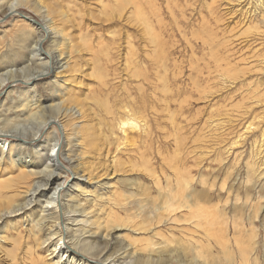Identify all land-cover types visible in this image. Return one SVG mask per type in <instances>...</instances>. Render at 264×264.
Here are the masks:
<instances>
[{
    "label": "rangeland",
    "instance_id": "1",
    "mask_svg": "<svg viewBox=\"0 0 264 264\" xmlns=\"http://www.w3.org/2000/svg\"><path fill=\"white\" fill-rule=\"evenodd\" d=\"M8 1L10 0L0 1V81L3 79L9 81L7 85L0 86V117L5 122L3 127L0 126L4 132L3 134L1 133L3 136L0 134V143H3V141L6 140L3 144H0V152L4 153V160L0 163V184L2 186L0 187V191L5 188L4 185L9 186L0 192V201L5 199L8 203L3 202V204L5 205L6 203L8 209L9 206H12L14 203L20 204L21 202L22 204L24 202V189H30L31 185L28 184H30L33 178L31 177L30 179H27L23 177V172H26L28 169H25L21 162L29 161V164H33L34 167H44L42 165V157L40 158L35 154L33 146L39 144L49 149L58 139L60 154L58 155V158L64 165L62 173H65V175H62L60 178L61 182H64L63 190L61 189V206L62 210H64L62 219L64 222L66 219H70L68 223L70 226L73 225V228L75 229H77V227H82L81 223H75L73 219L77 218L80 220L83 216L66 213L67 211L80 209V211H83V215L88 218V221L95 223V227L87 225L84 229L89 230V234L92 231L94 233L96 232L97 236L99 235L98 237L96 236L97 241L99 239V242L101 243V240L103 239L101 236L109 233L111 236V244L107 248H104V245L99 243L98 247L100 248V252L102 249L101 254L107 256L110 261L114 262V264L128 263V258L133 253L134 255L136 253L142 254L143 257H145L142 259L144 263L147 261L146 257L148 255L151 256L150 260H152L149 262L148 259V264H264V162L262 161L264 158H262V155L259 158H256L255 156L257 153L261 152V149L264 153V136L261 135V131L264 129V59H262L264 58V44H262L264 42V26L256 23L257 20L252 16L253 13L251 11L254 9L252 8V5L255 6L254 0H252L254 4L251 0H238V4L235 2L236 5L233 3V0H211V2L210 0H179L181 7L176 10L177 12L174 11L175 15L171 12H166L168 10L165 11L163 9L165 8L163 0L155 1V5L158 7L155 8L156 11L147 8V12H149L147 13V16L150 19L148 20L151 25L153 24L152 26L155 25L154 31L158 33L163 42V55L167 60H165L162 66L158 63L159 67L154 69L156 65L151 60L153 48L148 45L145 47L147 49H143L144 53H148V59L145 57V61L141 63L144 67L141 65L139 68L145 70L149 80L153 83H155L154 76L156 70H158L160 74H167L169 80L167 86L171 93L168 99L163 101V108L166 109L169 107L168 111H171L170 113L175 118H173L174 120L172 122L167 121V113L164 110L160 115V129H157L153 112L152 114L150 112L147 113L146 118L149 121L148 124H150V132L152 135L150 134L148 140L146 139V144L141 143V137L142 139L145 138L143 137L144 134L141 130L135 131L136 135L134 131L129 132L126 130L125 136L127 137V142H123L125 137H122L124 135H122V132L118 129L117 123L120 119H125L126 115H123L122 113L110 115L105 110V108H107L111 112H120L118 107L122 102L125 104L126 100H128V95L136 104H134L135 108L138 106L140 93L137 95L138 89H136L135 86L139 85L141 82L130 78L126 71V64L123 58L126 56L128 47L122 42L124 41V37L129 35L130 43H132L131 47L137 52V54H142V50L138 49L139 37L137 27L131 25L125 26V23L122 22L123 20L119 19L111 20L112 24L111 21H105L102 11L104 7L107 6L108 0H38L47 8L49 16L51 20H53V24L58 22V24L56 23L53 26L59 28L60 26H66L65 29L63 28L66 40L59 48L57 46L58 51L54 52L56 54L51 55L52 65H49L50 74L34 82L36 85H32L31 82L26 84L25 80L27 79L24 78L43 71L41 68L45 69V62L39 59L28 62V57L23 58L24 52L22 53V51L17 53L16 50H18V48L14 46L12 42L14 38L22 33L23 30H28V33L25 32L30 38H28V42L26 43L28 46L30 41L32 42L35 38H38L39 32L37 31L39 27L32 23L30 25L29 23H25L24 20L14 14L7 16L5 12H7L6 8L9 3ZM222 1L228 5L226 6ZM185 3L188 9L185 8ZM194 3L196 5H194ZM247 5L249 7H247ZM224 6L226 7L224 8ZM159 7H162L161 10H159ZM226 8L229 10V13H227ZM251 8L252 10H250ZM79 10H81V16L77 14ZM178 10H184L185 12L183 11L181 13L178 12ZM17 11L33 18L37 22H41L42 20L41 15L35 10L21 7L18 8ZM241 11L242 13H245L241 14ZM158 13H160V15ZM230 13L231 15H229ZM209 17L214 21H211ZM157 18L160 20L159 22L157 21ZM217 18L219 20L221 18V24ZM59 19H62L63 22L66 23L61 24L62 20L60 21ZM67 19L71 21L69 22ZM172 20H174V22ZM73 21L75 22V25ZM72 22L73 24L71 25ZM78 24L80 25L78 26ZM18 26L22 28H19ZM158 26L161 27L158 28ZM254 28L255 30L253 31ZM33 31L35 32L33 33ZM242 31L246 33L244 34ZM113 35H116L115 42H113L114 45L111 41ZM228 35L233 40H231ZM209 36L215 41L214 43L221 44V47L225 44L226 47L229 46L227 48H231V50L233 49L232 53L229 54L230 67L235 66L236 68L234 67V69L231 67L233 69L228 73V76L227 74L223 77L215 76L218 73H216L213 66L215 63L209 55V47L207 44L203 46L204 44L202 45L201 40H205ZM52 37L54 36H48L42 43V49L46 52L48 51V53L50 50H54L51 42H61L60 38ZM86 37L91 39L90 42L91 46L93 44V48L96 46L94 48L96 52L95 56L88 52L82 43V40ZM235 37H237L238 40ZM232 45L233 47H230ZM7 47H11L12 51ZM50 47H52V49ZM15 48L17 49L15 50ZM215 48L216 47H213V50H215ZM248 50L255 53L254 58L250 59V57H248L250 55ZM235 51H238L236 56L233 55ZM220 53L221 55L227 54L223 49H220L219 54ZM12 55L13 58L11 57ZM56 55L62 56V63L67 62V68H64L63 70L55 69V60L53 58L54 56L56 57ZM259 57L261 59H259ZM239 58L245 59L244 62L240 61ZM200 59L204 61L199 62L198 60ZM1 60H3V62H1ZM110 60L112 61L110 62ZM136 60L141 61L139 59ZM108 62L109 64H107ZM195 66H201L202 68L197 67L196 69ZM208 67L210 69H208ZM246 67H248V69ZM205 68L207 69L206 71ZM178 72L179 75H177ZM210 73H213L214 77L213 75L211 76ZM232 74H234V77ZM103 75H106L107 77H104L102 81ZM189 76L190 79H187ZM259 76L261 78H259ZM200 79L202 80L200 81ZM55 80H57V83L53 84ZM193 83L198 86L193 85ZM233 83L236 84L234 85ZM201 84L203 85L201 86ZM143 88L145 89L144 94L152 93L151 86H146V84H144ZM108 91H110V93L106 96ZM239 92L241 93L239 94ZM255 94L258 96L256 97ZM244 95L251 98H247ZM243 98L245 99L243 100ZM103 101L104 105H100ZM25 102H28V104L31 105L26 107L28 104L25 105ZM60 102L62 103V106L60 105V109L56 108L55 106L60 104ZM130 104L131 101L129 99V105ZM183 105H185V107ZM40 108H43V119H40L42 114L40 116H32L34 113H39ZM67 109H72L73 112H76V122L71 117L70 112H68V114H70L68 117L62 115L63 113H66ZM241 115L244 116L242 117ZM35 116L37 118H34ZM48 117L54 118L57 121H49L50 123L45 127V129H47L45 133L34 138L33 133H35L40 127L41 122L49 119ZM192 117L196 118L193 119ZM152 121H154V123ZM62 122L66 124H63ZM185 123L187 126L184 125ZM114 124L116 127H114ZM142 124L143 122L139 124L140 129ZM74 126H78V128H75ZM60 127L61 131L59 130ZM186 127L189 130L186 129ZM15 130L22 134L23 137L19 136L20 140L10 137L11 134L9 132ZM170 131H174L176 134H174V132L171 134ZM200 131H204V133H200ZM49 133L51 135L54 134L49 136ZM72 133L74 135H72ZM79 133L82 136H87L91 133L92 136H90L93 140H91V142H93L92 146L95 148L94 151L86 147H81V144L84 146L85 143L80 141L82 138H79ZM105 137L107 138V142ZM128 137L131 138L130 141L132 147L130 142H128ZM120 138H122V141ZM183 139L185 142H183ZM115 140H119L118 142H120V145L118 144V146H116V143L118 142ZM148 141H151L152 143L150 142L151 144L147 145L149 143ZM7 142L10 143L9 149ZM183 143L185 146H181ZM134 146H137L136 148L138 149ZM142 146L145 148H141ZM150 148L153 153L150 151ZM136 150H139L138 153ZM141 151H146L147 153ZM186 153L187 157H185ZM67 159H70L71 161L68 163ZM143 160L144 162H141ZM178 161L179 167L177 164ZM144 165H148L147 167L149 169L144 167ZM194 165H196V167ZM72 168L74 170H72ZM178 168H180V170ZM151 169H153V171H151ZM249 169H252L254 172L250 171V173L247 174ZM176 170L185 175L188 172L193 180H196L197 178L199 180V177L202 176V179H206L209 185H213V183L215 185L211 186L213 188H211L210 191H206L207 195L201 197L199 207L201 209L198 211H192L189 213V211L184 209L177 210V208H172L171 210L176 211L169 214L168 218L162 217L155 218L154 220L148 219L151 215L149 212L152 209L155 207L161 208L163 206L161 202L162 200H165L163 194L167 190H170L172 186L174 187ZM150 172L152 173L150 174ZM71 173H76L77 176L83 177L79 181L81 184L80 188L77 189L75 182L71 181ZM247 176L251 180L250 182H248ZM23 179L24 181H22ZM25 179L27 181L26 183ZM156 180L160 182L158 183L159 185L156 184ZM19 181L22 183L20 182L21 184H19ZM194 184L195 183H193L192 187L195 192L199 193L201 189L198 182L196 181V184ZM252 184H254L255 187ZM22 185L24 186V189H22ZM26 185H28V187ZM156 186L162 187L163 194L158 193V188ZM18 195L21 197L18 198ZM11 197H14L15 200L13 198L11 199ZM45 199L46 198L44 197L41 199L38 198V203L35 201V203L26 210L11 213L7 215L8 218L1 219L0 264H9L11 260H9L10 258L7 257V254H16L17 261L15 263L10 262V264H32V261L36 263L39 258V260L42 259L41 261H43L44 264L54 263L56 258L54 255L50 254L52 247H47V244L41 247L38 246L40 240H42L45 235L43 230L49 228L48 225L45 227L39 226V223L37 222L38 218L36 217L37 213L40 212V208H43L45 205ZM3 204H0V209H2L0 212H6L12 209L5 210L7 206H4ZM2 205L3 207L1 208ZM68 205H70V208L67 207ZM234 205L237 206V209L233 212ZM195 213H199L200 216H205V218L201 216L203 220H208L209 218H212L213 220L215 217L218 218L219 214L221 219L220 221H215L211 226H201L196 228L194 225L198 224L195 223L197 219H193ZM30 220L32 221L29 222ZM235 221L239 224L238 227L240 232L238 235L233 233L232 223ZM89 228L92 230L90 231ZM65 241L67 242V239ZM147 244L151 245L150 247L155 253L161 254V256L157 257H159L162 262L156 257L157 254L149 251H147L148 254L145 252V250L149 248ZM144 247L147 248L145 249ZM30 250L33 251L31 252ZM25 251L27 252V255L25 254ZM97 255L98 252L95 251V256L97 257ZM127 255L128 257H126ZM72 256L75 255L72 254L71 257ZM124 256L126 257V260Z\"/></svg>",
    "mask_w": 264,
    "mask_h": 264
},
{
    "label": "bare ground",
    "instance_id": "2",
    "mask_svg": "<svg viewBox=\"0 0 264 264\" xmlns=\"http://www.w3.org/2000/svg\"><path fill=\"white\" fill-rule=\"evenodd\" d=\"M0 1H2V0H0ZM155 1L156 0H108V2H107V6H105L104 7V9H103V11H102V14H103V16L105 17V21H107V22H109V21H111V20H113V19H119V20H123L122 22L123 23H125V26L126 25H131V26H136L137 27V30H138V40H139V47H138V49L140 50H142V54H137V52L136 51H134V49L131 47L132 45V43H130V38H129V35L127 36V37H124L123 35V37H124V41H122V42H124V44H126L127 46L126 47H128L127 49V51H126V56H124V60H125V64H126V71H127V73H128V75H129V77L130 78H132V79H134V80H137V81H139V82H141L139 85H137V86H135L136 87V89H138V92H137V95H138V93H140V98L138 99V106L135 108V103L133 102V100L130 98V96L128 95V100H126V102H125V104L122 102V103H120V105H119V107H118V109L120 110V112L119 111H113V112H111V111H109L107 108H105V110L108 112V114H110V115H113V114H120V113H122L123 115H126V117H125V119H120V117H119V121H118V129H120V131L122 132V135H124V136H122L124 139H123V142L124 141H126L127 140V137L125 136L126 134H125V132H126V130H128L129 132H133L134 131V133H135V131H137V130H141L142 131V133L144 134V136L143 137H145V138H143L142 139V137H141V143H143V144H146L145 142L148 140V137L150 136V134H151V129H150V124H148L149 123V121H148V119L146 118V115H147V113H151L152 114V112H153V116H154V120H155V125H157L156 127H157V129H160L159 128V125H160V121H161V118H160V115L162 114V112L165 110L166 111V113H167V115H166V119H167V121H173L174 119L173 118H175V117H173L172 116V114L170 113L171 111H168V109H169V107H167L166 109H164L163 108V101H165L166 99H168V97L170 96V91H169V88H168V86H167V82L169 81L168 80V77H167V74L166 73H163V74H160L159 73V71L158 70H156L155 71V83H153V82H151L150 80H149V77L147 76V74H146V72H145V70L144 69H142V68H139V67H141V63L143 62V61H145V57L147 58L148 57V53L146 54V53H144L143 51V49H147V48H145L146 46H148V45H150L152 48H153V50L152 49H150V50H152L153 51V54H152V57H151V60L153 61V63L156 65V67H154V69H156V68H158L159 67V65H158V63H160L161 64V66L164 64V62H165V60H167V59H165V57H164V55H163V42H162V40L160 39V36L158 35V33H156L154 30H155V25L154 26H152L151 24H150V22H149V18H148V16H147V13H149V12H147V8H149V9H151L152 11L154 10V11H156V5H155ZM181 1V0H180ZM185 1V0H184ZM189 1V0H188ZM232 1V0H231ZM252 1V0H251ZM9 2V3H8ZM7 3V12H5L6 14H10V15H12V13L13 14H15V13H17L18 11V8H21V7H26L27 9H31V10H35L36 12H38L40 15H41V22H38L40 25H41V27L38 29V31L37 32H39V36H38V38L36 39H34L32 42L30 41V43H28V46H27V42H28V36H27V34H25V32H27L28 33V30L27 31H22V29H21V31H22V33L21 34H19V36H15L16 38H14V40H13V44H14V46H16L17 48H18V50H20V51H18V50H16L17 48H15V50L17 51V53H19V52H21L22 51V53L24 52V54H23V58H26V57H28V59H27V61L28 62H32L33 60H36V59H39V60H43L44 62H45V69H42L41 68V70H43V71H41L40 73H36L35 75H33L32 74V76H30V77H27V78H24V79H27V80H25L26 81V84H28L29 82H31V84L33 85V84H35L34 82H36L37 80H39V79H42L44 76H47V75H49L50 74V72H49V65H52V63H51V60H52V58H51V55L52 54H56V53H54V52H57L58 51V48L64 43V41L66 40V38L64 37V30H63V28L65 29L66 28V26H60V28L59 27H55V26H53V25H55L56 23L58 24V22H55V24H53V20H51V18H50V16H49V12H48V10H47V8L44 6V5H42L41 3H40V1H38V0H33V1H31V0H10V1H8ZM163 2H164V5H165V8H163L165 11L166 10H168V11H166V12H171V13H173L174 14V11H176L177 9H179L180 7H181V3L179 2V0H163ZM209 2V1H208ZM210 2H211V0H210ZM210 2H209V4H210ZM216 2H218V1H216ZM220 2V1H219ZM223 2V1H222ZM221 2V3H222ZM227 2V1H226ZM235 2L238 4V0H233V3L235 4ZM245 2V1H244ZM2 3V2H1ZM157 3V2H156ZM187 3V2H186ZM186 3H185V8H187L186 7ZM197 3V2H196ZM199 3V2H198ZM200 3H201V1H200ZM213 3H215V2H213ZM224 3V2H223ZM232 3V2H231ZM230 3V4H231ZM232 3V4H233ZM249 3V2H248ZM247 3V4H248ZM252 3H253V1H252ZM254 3H255V6H253L252 4V8H254L253 9V11H251L250 13L252 14V16H254L255 18L254 19H256L257 21H259V22H257L256 21V23H259V24H261L262 26H264V0H254ZM253 3V4H254ZM157 4H159V3H157ZM188 4V3H187ZM191 4V3H190ZM218 4V3H217ZM225 5H226V3H224ZM1 5V4H0ZM163 5V6H164ZM194 5H196L195 3H194ZM228 5V4H227ZM226 5V6H227ZM236 5V4H235ZM234 5V6H235ZM191 6H193V5H191ZM198 6H199V4H198ZM215 6V5H214ZM226 6H224V8L226 7ZM70 7V6H69ZM75 7V6H74ZM184 7V6H183ZM189 7H190V5H189ZM197 7V6H196ZM205 7V6H204ZM212 7H213V4H212ZM219 7V6H218ZM222 7V6H221ZM247 7H249L248 5H247ZM73 8V7H72ZM77 8V7H76ZM158 8V7H157ZM161 8L162 7H159V10H161ZM229 8V7H228ZM245 8H246V6H245ZM245 8H244V10H245ZM252 8L250 9V10H252ZM188 9V8H187ZM207 9V8H206ZM216 9V8H215ZM71 10V9H70ZM75 10V9H74ZM191 10V9H190ZM203 10V9H202ZM226 10H227V8H226ZM225 10V11H226ZM237 10V9H236ZM241 10V9H240ZM247 10V9H246ZM249 10V11H250ZM184 10H182V11H180V10H178V12H183ZM188 11V10H187ZM194 11V10H193ZM192 11V12H193ZM197 11H198V9H197ZM232 11H233V9H232ZM163 12V11H162ZM177 12V11H176ZM175 12V13H176ZM185 12V11H184ZM211 12V11H210ZM240 12V11H239ZM69 13V12H68ZM70 13H71V11H70ZM69 13V14H70ZM227 13H229V10H227ZM245 13V12H244ZM244 13H242V11H241V14H244ZM67 14V13H66ZM76 14V13H75ZM74 14V15H75ZM78 15H80L81 14V10H79L78 11V13H77ZM76 14V15H77ZM155 14V13H154ZM156 14H157V12H156ZM159 15H160V13H158ZM172 14V15H173ZM186 14H187V12H186ZM207 14V13H206ZM222 14H223V12H222ZM70 15H72V14H70ZM69 15V16H70ZM75 15V16H76ZM152 15V14H151ZM163 15H165V14H163ZM175 15V14H174ZM174 15H173V17H174ZM178 15V14H177ZM180 15V14H179ZM198 15H199V12H198ZM197 15V16H198ZM216 15V14H215ZM219 15V14H218ZM229 15H231V13L229 14ZM248 15V14H247ZM17 16V15H16ZM68 16V15H67ZM81 16V15H80ZM150 16V15H149ZM153 16V15H152ZM155 16V15H154ZM158 16V15H157ZM162 16V15H161ZM167 16V15H166ZM182 16V15H181ZM181 16H179V17H181ZM207 16V15H206ZM214 16V15H213ZM228 16V15H227ZM233 16V15H232ZM17 17H19V16H17ZM63 17H65V16H63ZM169 17V16H168ZM229 17H231V16H229ZM248 17V16H247ZM21 18V17H20ZM52 18H54V17H52ZM59 18H61V17H59ZM67 18V17H66ZM77 18V17H76ZM82 18V17H81ZM154 18V17H153ZM159 18V17H158ZM157 18V21L159 22L160 20ZM172 18V17H171ZM170 18V19H171ZM197 18H199V17H197ZM213 18V17H212ZM219 18V17H218ZM217 18V19H218ZM22 20H24V22L25 23H29V22H26V20L24 19V18H21ZM20 19V20H21ZM58 19V18H57ZM57 19H56V21H57ZM71 19V18H70ZM74 19V18H73ZM79 19H80V17H79ZM149 19V20H148ZM165 19V18H164ZM164 19H162V20H164ZM178 19V18H177ZM209 19H210V17H209ZM226 19V18H225ZM227 19H229V18H227ZM60 20V19H59ZM62 20V19H61ZM60 20V21H61ZM68 20V19H67ZM72 20V19H71ZM71 20H68L69 22L71 21ZM76 20V19H75ZM156 20V19H155ZM186 20V19H185ZM189 20V19H188ZM211 20V19H210ZM213 20V19H212ZM211 20V21H212ZM219 20V19H218ZM220 20H221V18H220ZM220 20H219V22H220ZM170 21V20H169ZM173 22H174V20H172ZM171 21V22H172ZM187 21V20H186ZM214 21V20H213ZM223 21H224V19H223ZM222 21V22H223ZM229 21V20H228ZM233 21V20H232ZM239 21V20H238ZM74 22V21H73ZM73 22L71 23V25L73 24ZM79 22V21H78ZM115 22V21H114ZM117 22V21H116ZM179 22V21H178ZM181 22V21H180ZM202 22H204V21H202ZM206 22V21H205ZM208 22V21H207ZM243 22V21H242ZM251 22V21H250ZM63 23H66V22H63V20H62V23L61 24H63ZM170 23V22H169ZM233 23V22H232ZM235 23V22H234ZM241 23V22H240ZM246 23V22H245ZM255 23V22H254ZM31 23H29V25H30ZM111 24H112V21H111ZM168 24V23H167ZM177 24V23H176ZM175 24V25H176ZM214 24V23H213ZM220 24H221V22H220ZM219 24V25H220ZM239 24V23H238ZM21 25V24H20ZM26 25V24H25ZM60 25V24H59ZM74 25H75V22H74ZM80 24H78V26H79ZM166 25V24H165ZM173 25V24H172ZM184 25H186V24H184ZM206 25V24H205ZM207 25H208V23H207ZM222 25H223V23H222ZM77 26V25H76ZM210 26V25H209ZM237 26H239V25H237ZM240 26H242V25H240ZM246 26V25H245ZM258 26V25H257ZM19 27V26H18ZM24 27V26H23ZM161 26H158V28H160ZM189 27V26H188ZM212 27V26H211ZM216 27V26H215ZM218 27V26H217ZM225 27H226V24H225ZM248 27V26H247ZM246 27V28H247ZM249 27H251V26H249ZM256 27V26H255ZM19 28H22V27H19ZM25 28V27H24ZM164 28V27H163ZM180 28V27H179ZM183 28V27H182ZM210 28V27H209ZM241 28V27H240ZM252 28V27H251ZM239 29V28H238ZM259 29V28H258ZM26 30V29H25ZM33 30H34V28H33ZM161 30V29H160ZM168 30V29H167ZM174 30V29H173ZM177 30V29H176ZM180 30H182V29H180ZM203 30H205V29H203ZM202 30V31H203ZM223 30V29H222ZM252 30V29H251ZM255 30V28L253 29V31ZM172 31V30H171ZM178 31V30H177ZM219 31V30H218ZM230 31H231V28H230ZM234 31H236V30H234ZM24 32V33H23ZM35 31H33V33H34ZM179 32V31H178ZM208 32V31H207ZM210 32H211V30H210ZM214 32V31H213ZM241 32V31H240ZM243 32V31H242ZM227 33V32H226ZM232 33V32H231ZM234 33V32H233ZM244 33V32H243ZM246 33V32H245ZM244 33V34H245ZM250 33V32H249ZM264 33V32H263ZM114 34V33H113ZM217 34V33H216ZM216 34H214V35H216ZM222 34V33H221ZM228 34H229V32H228ZM237 34H238V32H237ZM240 34V33H239ZM259 34V33H258ZM36 35V34H35ZM174 35V34H173ZM177 35V34H176ZM186 35V34H185ZM234 35V34H233ZM254 35V34H253ZM48 36H54V37H58V38H60V39H57V40H60L61 42L59 43V41H58V43L57 42H55V41H53V42H51V44H52V47H53V49L54 50H50V52L48 53V51L46 52V51H44L43 49H42V43H43V40L44 39H47V37ZM115 36L116 35H113L112 37H113V39L111 40L112 41V43L113 42H115ZM132 36V35H131ZM164 36V35H163ZM171 36H172V34H171ZM181 36V35H180ZM189 36V35H188ZM211 36V35H210ZM208 37L207 39H205V40H203V39H201L202 40V45L203 46H205V44H207V46L209 47V55L212 57L211 59H212V61L215 63V65H213L214 66V69L216 70V73H218L217 75H215V76H220V77H223L224 75H226L227 74V76H228V73H230V71H231V69H233L234 67L233 66H231V67H233V68H231L230 67V60H229V54H231L232 53V50H231V48H227V47H229V46H225V44L221 47V44H218V43H214L215 41L212 39V37ZM224 36V35H223ZM229 36V35H228ZM232 36V35H231ZM250 36V35H249ZM248 36V37H249ZM31 37H33V36H31ZM54 37H52V38H54ZM111 37V38H112ZM134 37V36H133ZM165 37V36H164ZM173 37V36H172ZM182 37V36H181ZM214 37H216V36H214ZM245 37V36H244ZM246 37H247V35H246ZM254 37V36H253ZM260 37V36H259ZM118 38V37H117ZM175 38V37H174ZM193 38H194V36H193ZM196 38V37H195ZM229 38L231 39V37L229 36ZM236 39H237V37H235ZM250 38V37H249ZM256 38V37H255ZM258 38V37H257ZM30 39V38H29ZM168 39V38H167ZM183 40V39H182ZM219 40V39H218ZM231 40H233V39H231ZM238 40V39H237ZM240 40H242V39H240ZM45 41V40H44ZM48 41V40H47ZM91 39L90 38H88V37H86V38H84L83 40H82V43H83V45L85 46V49L88 51V52H90V53H92V55H96V52H95V50H94V48L96 47V46H94V48L92 47L93 46V44H92V46H91ZM173 41V40H172ZM171 41V42H172ZM200 41V40H199ZM220 41H223V40H220ZM243 41V40H242ZM176 42V41H175ZM217 42V41H216ZM227 42H228V40H227ZM236 42V41H235ZM240 42V41H239ZM238 42V43H239ZM248 42V41H247ZM11 43V42H10ZM98 43V42H97ZM184 43H185V41H184ZM233 43V42H232ZM253 43V42H252ZM255 43V42H254ZM186 44V43H185ZM228 44V43H227ZM226 44V45H227ZM230 44V43H229ZM236 44V43H235ZM234 44V45H235ZM242 44V43H241ZM256 44V43H255ZM259 44V43H258ZM262 44H264V42L262 43ZM50 45V44H49ZM96 45V44H95ZM98 45V44H97ZM113 45H114V43H113ZM183 45V44H182ZM195 45V44H194ZM198 45H200V44H198ZM243 45V44H242ZM246 45H248V44H246ZM253 45V44H252ZM7 46V45H6ZM12 46V45H11ZM57 46H58V48H57ZM111 46V45H110ZM174 46V45H173ZM180 46V45H179ZM190 46H191V44H190ZM190 46H188V47H190ZM241 46V45H240ZM52 47H50L51 49H52ZM55 47H56V49H55ZM117 47H118V45H117ZM213 47H216L215 48V50H213ZM230 47H233V45L232 46H230ZM243 47V46H242ZM247 47V46H246ZM4 48V47H3ZM7 48H10L11 49V51H12V48L11 47H7ZM104 48V47H103ZM108 48V47H107ZM111 48V47H110ZM179 48V47H178ZM200 48V47H199ZM205 48V47H204ZM239 48V47H238ZM249 48V47H248ZM10 49H9V51H10ZM48 49V48H47ZM101 49H102V47H101ZM123 49V48H122ZM175 49V48H174ZM181 49V48H180ZM189 49V48H188ZM193 49H194V47H193ZM206 49V48H205ZM220 49L222 50L223 49V51L225 52V53H227L226 55H221V53L219 54V52H220ZM240 49H242V48H240ZM246 49V48H245ZM255 49H257V48H255ZM14 50V51H15ZM108 50V49H107ZM112 50V49H111ZM136 50V49H135ZM175 50H177V49H175ZM184 50V49H183ZM236 50V49H235ZM244 50V49H243ZM260 50V49H259ZM1 51H3V50H1ZM13 51V52H14ZM100 51V50H99ZM104 51V50H103ZM168 51V50H167ZM166 51V52H167ZM207 51V50H206ZM249 51V50H248ZM109 52V51H108ZM168 52H170V51H168ZM167 52V53H168ZM179 52V51H178ZM182 52V51H181ZM190 52H191V50H190ZM193 52V51H192ZM197 52V51H196ZM237 52L238 51H235L234 53H233V55H235L236 56V54H237ZM245 52H247V51H245ZM244 52V53H245ZM250 52V55L248 56V57H250V59L251 58H254V54L255 53H253V52H251V50L249 51ZM257 52V51H256ZM262 52V51H261ZM10 53V52H9ZM15 53V52H14ZM172 53V52H171ZM170 53V54H171ZM174 53V52H173ZM188 53V52H187ZM201 53V52H200ZM200 53H198V54H200ZM239 53H241V52H239ZM264 53V52H263ZM169 54V53H168ZM247 54V53H246ZM11 55V54H10ZM18 55V54H17ZM109 55V54H108ZM182 55V54H181ZM185 55V54H184ZM195 55V54H194ZM205 55V54H204ZM218 55V56H217ZM239 55V54H238ZM15 56H16V54H15ZM150 56H151V54H150ZM179 56H180V54H179ZM192 56V55H191ZM206 56H207V54H206ZM245 56V55H244ZM243 56V57H244ZM260 56V55H259ZM261 56H262V54H261ZM264 56V55H263ZM12 58H13V55L11 56ZM62 56L61 55H59V56H57L56 55V57L54 56V63H55V65H54V67H55V69H64V68H67V62H63L62 63V61H63V59L61 58ZM173 57V56H172ZM182 57V56H181ZM199 57H200V55H199ZM239 57V56H238ZM183 58V57H182ZM195 58V57H194ZM232 58V57H231ZM241 58V57H240ZM239 58V59H240ZM247 58V57H246ZM22 59V58H21ZM136 59H139V60H141V61H138V60H136ZM148 59V58H147ZM184 59V58H183ZM248 59V58H247ZM259 59H261L260 57H259ZM262 59H264V58H262ZM135 60H136V62H135ZM150 60V61H151ZM235 60V59H234ZM233 60V61H234ZM244 60L245 59H240V61H243L244 62ZM255 60H256V57H255ZM258 60V59H257ZM112 60H110V62H111ZM176 61V60H175ZM184 61V60H183ZM199 62L200 61H204V60H202V59H200V60H198ZM197 61V62H198ZM232 61V62H233ZM252 61V60H251ZM259 61V60H258ZM1 62H3V60H1ZM50 62V63H49ZM172 62H173V60H172ZM197 62H195V63H197ZM211 62V61H210ZM105 63H106V61H105ZM189 63V62H188ZM194 63V64H195ZM234 63V62H233ZM236 63V62H235ZM237 63H238V60H237ZM242 63V62H241ZM5 64V63H4ZM44 64V63H43ZM107 64H109V62L107 63ZM166 64V63H165ZM170 64V63H169ZM174 64H175V62H174ZM193 64V65H194ZM199 64V63H198ZM205 64H206V62H205ZM210 64H212V63H210ZM240 64V63H239ZM243 64V63H242ZM8 65V64H7ZM7 65H4V66H7ZM14 65H16V64H14ZM177 65V64H176ZM197 65V64H196ZM252 65H254V64H252ZM260 65V64H259ZM143 66V65H142ZM148 66V65H147ZM186 66V65H185ZM188 66V65H187ZM192 66V65H191ZM205 66V65H204ZM208 66V65H207ZM262 66V65H261ZM3 67V66H2ZM1 67V68H2ZM13 67V66H12ZM11 67V68H12ZM29 67V66H28ZM39 67V66H38ZM41 67V66H40ZM144 67V66H143ZM171 67V66H170ZM196 67V69H197V67L198 68H200L199 66H195ZM209 67H210V65H209ZM208 67V69H210ZM255 67V66H254ZM260 67V66H259ZM264 67V66H263ZM4 68V67H3ZM14 68V67H13ZM37 68V67H36ZM47 68H48V70H47ZM147 68V67H146ZM177 68V67H176ZM181 68V67H180ZM190 68V67H189ZM202 68V67H201ZM212 68V67H211ZM236 68V67H235ZM234 68V69H235ZM241 68V67H240ZM247 69H248V67H246ZM257 68V67H256ZM26 69V68H25ZM40 69V68H39ZM150 69H151V67H150ZM161 69V68H160ZM173 69V68H172ZM175 69V68H174ZM178 69V68H177ZM186 69H188V68H186ZM193 69H194V67H193ZM261 69V68H260ZM263 69V68H262ZM105 70V69H104ZM112 70V69H111ZM176 70V69H175ZM174 70V71H175ZM204 70V69H203ZM207 69L205 68V71H206ZM237 70H238V68H237ZM250 70V69H249ZM255 70H258V69H255ZM5 71V70H4ZM177 71V70H176ZM190 71V70H189ZM247 71V70H246ZM246 71H245V73H246ZM252 71H253V69H252ZM36 72V71H35ZM209 72V71H208ZM212 72V71H211ZM236 72V71H235ZM257 72V71H256ZM255 72V73H256ZM259 72V71H258ZM263 72V71H262ZM261 72V73H262ZM9 73V72H8ZM107 73V72H106ZM105 73V74H106ZM111 73V72H110ZM169 73V72H168ZM177 73V72H176ZM200 73V72H199ZM207 73V72H206ZM7 74V73H6ZM191 74V73H190ZM196 74H198V73H196ZM211 74V73H210ZM236 74V73H235ZM107 75V74H106ZM102 76V81H103V79H104V77H107V76ZM154 75V74H153ZM177 75H179V72H178V74ZM193 75V74H192ZM191 75V76H192ZM213 75V73L211 74V76ZM229 75H231V74H229ZM234 74H232V76H233ZM263 75V74H262ZM6 76V75H5ZM174 76V75H173ZM209 76V75H208ZM244 76H245V74H244ZM258 76V75H257ZM256 76V77H257ZM7 77V76H6ZM186 77V76H185ZM198 77V76H197ZM205 77V76H204ZM213 77H214V75H213ZM217 77V78H218ZM226 77V76H225ZM224 77V78H225ZM234 77V76H233ZM243 77V76H242ZM23 78V77H22ZM183 78V77H182ZM203 78V77H202ZM207 78V77H206ZM209 78V77H208ZM211 78V77H210ZM228 78V77H227ZM255 78V77H254ZM259 78H261L260 76H259ZM1 79V78H0ZM14 79V78H13ZM19 79V78H18ZM170 79V78H169ZM187 79H190V76H189V78H187ZM228 79H230V78H228ZM235 79H237V78H235ZM202 79H200V81H201ZM208 80V79H207ZM213 80V79H212ZM215 80H216V78H215ZM218 80V79H217ZM221 80V79H220ZM195 81H196V78H195ZM222 81V80H221ZM225 81V80H224ZM229 81V80H228ZM235 81V80H234ZM254 81V80H253ZM257 81V80H256ZM9 81L8 80H6V79H3V80H1L0 81V86H5V85H7V83H8ZM24 82V81H23ZM22 82V83H23ZM172 82V81H171ZM175 82V81H174ZM182 82V81H181ZM203 82V81H202ZM258 82V81H257ZM57 83V80H55L54 82H53V84H56ZM138 83V82H137ZM188 83H189V80H188ZM204 83V82H203ZM209 83H210V81H209ZM243 83V82H242ZM260 83V82H259ZM144 84H146V86L148 85V86H151V92L152 93H149V94H144V88H143V85ZM200 84V83H199ZM206 84V83H205ZM213 84V83H212ZM220 84V83H219ZM234 84V83H233ZM236 84V83H235ZM234 84V85H235ZM240 84H241V82H240ZM245 84V83H244ZM262 84V83H261ZM36 85V84H35ZM136 85V84H135ZM193 85H195V86H198V85H196V84H194L193 83ZM203 84H201V86H202ZM211 85V84H210ZM214 85V84H213ZM223 85V84H222ZM221 85V86H222ZM189 86V85H188ZM206 86H207V84H206ZM216 86V85H215ZM219 86V85H218ZM226 86H228V85H226ZM244 86H246V85H244ZM264 86V85H263ZM170 87V86H169ZM178 87V86H177ZM205 87V86H204ZM203 87V88H204ZM208 87H210V86H208ZM213 87V86H212ZM224 87V86H223ZM240 87V86H239ZM6 88V87H5ZM148 88V87H147ZM185 88V87H184ZM189 88V87H188ZM191 88V87H190ZM227 88V87H226ZM233 88V87H232ZM235 88H237V87H235ZM249 88V87H248ZM248 88H246V89H248ZM193 89V88H192ZM207 89H210V88H207ZM214 89V88H213ZM238 89V88H237ZM242 89H243V86H242ZM245 89V90H246ZM258 89V88H257ZM200 90V89H199ZM206 90V89H205ZM253 90V89H252ZM111 91V90H110ZM110 91H108V93L106 94V96H108L109 95V93H110ZM207 91V90H206ZM235 91V90H234ZM248 91H250V90H248ZM254 91V90H253ZM112 92H113V90H112ZM237 92V91H236ZM246 92V91H245ZM209 93V92H208ZM211 93V92H210ZM241 92H239V94H240ZM247 93V92H246ZM251 93H253V92H251ZM257 93V92H256ZM212 94V93H211ZM210 94V95H211ZM176 95V94H175ZM205 95V94H204ZM204 95H203V97H204ZM242 95V94H241ZM252 95V94H251ZM254 95V94H253ZM202 96V95H201ZM245 96V95H244ZM255 96L257 97L258 95L257 94H255ZM254 96V97H255ZM264 96V95H263ZM263 96H261V97H263ZM200 97V96H199ZM245 97H247V96H245ZM249 97V96H248ZM247 97V98H248ZM182 98V97H181ZM186 98V97H185ZM206 98V97H205ZM249 98H251V97H249ZM260 98V97H259ZM129 99H130V101H131V104L129 105ZM245 98H243V100H244ZM252 100V99H251ZM260 101V100H259ZM24 102V101H23ZM255 102V101H254ZM26 104H28V102L26 103L25 102V105ZM135 104V105H134ZM170 104V103H169ZM29 105H31V104H28L26 107H29ZM62 106V103L60 102V104H58V105H56L55 107L56 108H59L60 109V107ZM100 105H104V101L103 102H101V104ZM246 105V104H245ZM258 105V104H257ZM41 106V105H40ZM131 106V107H130ZM184 107H185V105H183ZM36 107V106H35ZM77 107V106H76ZM69 108V107H68ZM71 108V107H70ZM242 108H245V107H242ZM237 109H239V108H237ZM36 110H38V109H36ZM56 110V109H55ZM72 109H67L66 110V113H63L62 115L64 116V117H68V115H70V114H68V112H70L71 113V117L73 118V120L75 121L76 119V115H75V113L76 112H73V110L71 111ZM78 110V109H77ZM244 110V109H243ZM247 110V109H246ZM240 111V110H239ZM238 111V112H239ZM29 112V111H28ZM248 112V111H247ZM23 113V112H22ZM43 113V108H40V112L38 113H32L33 115L32 116H34V115H41ZM237 113V112H236ZM243 113H244V111H243ZM14 115V114H13ZM58 115H60V114H58ZM57 115V116H58ZM19 116V115H18ZM31 116V117H32ZM49 116H51V115H49ZM54 116V115H53ZM77 116H78V113H77ZM116 116V115H115ZM151 116V115H150ZM149 116V117H150ZM221 116V115H220ZM227 116V115H226ZM226 116H223V117H226ZM235 116H236V114H235ZM240 116V115H239ZM242 117L244 116V115H241ZM63 117V118H64ZM238 117V116H237ZM34 118H37L36 116L34 117ZM43 119L44 117H43V114L40 116V119ZM49 118V117H48ZM62 118V119H63ZM190 118V117H189ZM193 118V117H192ZM191 118V119H192ZM196 118V117H195ZM195 118H193V119H195ZM67 119V118H66ZM71 119V118H70ZM153 119V118H152ZM69 120V119H68ZM150 120V119H149ZM49 121H57L56 119H54V118H49L47 121L45 120V121H43V122H41V124H40V127L37 129V131L35 132V133H33V137L35 138V137H38V136H41V135H43L44 133H45V131L47 130V129H45V127L47 126V124L48 123H50ZM64 121V120H63ZM112 121V120H111ZM164 121V120H163ZM183 121V120H182ZM191 121H193V120H191ZM206 121V120H205ZM60 122V121H59ZM65 122H66V120H65ZM70 122V121H69ZM76 122V121H75ZM143 122V124H142V126H141V129H140V127H139V124L140 123H142ZM153 123H154V121H152ZM189 122V121H188ZM187 122V123H188ZM194 122V121H193ZM192 122V123H193ZM63 123V122H62ZM115 123V122H114ZM177 123V122H176ZM196 123V122H195ZM7 124V123H6ZM61 124V123H60ZM59 124V125H60ZM63 124H66V123H63ZM69 124H71V123H69ZM5 125V122H4V120H2L1 119V117H0V126L1 127H3ZM22 125V124H21ZM55 125V124H54ZM74 125V124H73ZM115 125V124H114ZM177 125V124H176ZM184 125H186L187 126V124L185 123ZM191 125V124H190ZM62 126V125H61ZM201 126V125H200ZM75 127V126H74ZM114 127H116V125L114 126ZM176 127V126H175ZM181 127V126H180ZM184 127V126H183ZM198 127V126H197ZM72 128V127H71ZM70 128V129H71ZM75 128H78V126L77 127H75ZM112 128V127H111ZM155 128V127H154ZM153 128V129H154ZM186 129H188L187 127H186ZM185 129V130H186ZM200 129V128H199ZM246 129V128H245ZM60 131H61V127H60V129H59ZM73 130V129H72ZM77 130V129H76ZM116 130V129H115ZM114 130V131H115ZM175 130V129H174ZM189 130V129H188ZM191 130H192V128H191ZM203 130V129H202ZM71 131V130H70ZM112 131V130H111ZM193 131V130H192ZM7 132V131H6ZM63 132V131H62ZM77 132H79V131H77ZM92 132V131H91ZM154 132V131H153ZM171 132V131H170ZM174 132V131H173ZM173 132H171V134L173 133ZM189 132V131H188ZM201 132H203L204 133V131H200V133ZM3 134L4 132H3V129H1L0 128V134ZM10 134H11V136L10 137H12V138H17V139H19V136H21V137H23L22 136V134L21 133H19V132H17V130H15V131H10L9 132ZM57 133V132H56ZM71 133V132H70ZM69 133V134H70ZM73 133H74V131H73ZM72 133V135H74ZM118 133V132H117ZM133 133V134H134ZM141 133V132H140ZM160 133V132H159ZM184 133V132H183ZM190 133V132H189ZM198 133V132H197ZM199 133V134H200ZM1 134V135H2ZM46 134H48V133H46ZM50 134V133H49ZM54 134V133H53ZM52 134V135H53ZM93 134V133H92ZM113 134V133H112ZM131 134V133H130ZM156 134V133H155ZM170 134V133H169ZM170 134V135H171ZM174 134H176L175 132H174ZM179 134H180V132H179ZM51 134L49 135V136H52ZM78 135H80V137L79 138H82V139H80V141H82V142H84L85 144H84V146H82V144H81V147H86V148H88V149H90V150H92V151H94L95 150V148H93V146H92V143L93 142H91V140H92V135H91V133H89L87 136H82L80 133L78 134ZM91 135V136H90ZM121 135V134H120ZM135 135H136V133H135ZM152 135V134H151ZM159 135V134H158ZM169 135V136H170ZM181 135V134H180ZM203 135V134H202ZM261 135L262 136H264V129L261 131ZM3 136V135H2ZM7 136V135H6ZM68 136H70V135H68ZM261 136V137H262ZM1 137V136H0ZM62 137V136H61ZM78 137V136H77ZM147 137V138H146ZM179 137V136H178ZM46 138V137H45ZM76 138V137H75ZM129 138V137H128ZM160 138H162V137H160ZM177 138V137H176ZM56 139V138H55ZM107 138L105 137V140H106ZM147 139V140H146ZM150 139V138H149ZM154 139V138H153ZM20 140V139H19ZM50 140H53V139H50ZM110 140H112V139H110ZM120 140L122 141V138H120ZM131 138H129V141L128 142H130V145H131ZM157 140V139H156ZM181 140H182V138H181ZM4 141H6V140H4ZM4 141H3V143H4ZM24 141V140H23ZM71 141V140H70ZM73 141V140H72ZM79 141V142H80ZM93 141V140H92ZM115 141H119V140H115ZM136 141H138V140H136ZM203 141V140H202ZM1 142V141H0ZM106 142H107V140H106ZM127 142V141H126ZM135 142V141H134ZM134 142H132V143H134ZM149 142V143H148ZM147 143V145H149V144H151L152 142L151 141H148ZM151 142V143H150ZM153 142H155V141H153ZM157 142H159V141H157ZM167 142V141H166ZM183 142H185L184 141V139H183ZM261 142V141H260ZM3 143H0V144H3ZM52 143V142H51ZM67 143H68V141H67ZM75 143V142H74ZM120 142H118V143H116V146H118V144H119ZM122 144V143H121ZM164 144V143H163ZM177 144V143H176ZM9 145H10V143H8L7 142V146H8V149H9ZM76 145V144H75ZM78 145H79V143H78ZM97 145V144H96ZM108 145H110V144H108ZM111 145H112V143H111ZM120 145V144H119ZM128 145H129V143H128ZM139 145V144H138ZM137 145V146H138ZM182 145H184V143L183 144H181V146ZM80 146V145H79ZM98 146V145H97ZM127 146V145H126ZM136 146V147H137ZM155 146V145H154ZM185 146V145H184ZM61 147V146H60ZM69 147V146H68ZM74 147H76V146H74ZM78 147V146H77ZM125 147V146H124ZM131 147H132V145H131ZM135 147V146H134ZM133 147V148H134ZM135 147V148H136ZM144 146H142L141 148H143ZM177 147H178V145H177ZM260 147H261V145H260ZM79 148V147H78ZM85 148V149H86ZM138 148H139V146H138ZM138 148H136V149H138ZM145 148V147H144ZM143 148V149H144ZM158 148V147H157ZM157 148H155V149H157ZM180 148V147H179ZM178 148V149H179ZM7 149V150H8ZM12 149V148H11ZM33 149H34V152H35V154L38 156V157H42V160H43V163H42V165L44 166V167H39V166H36V167H34V165L33 164H29V161H23V162H21L22 164H23V167L25 168V169H28V170H26V172H23V177H25V178H27V179H30L31 177L33 178L32 180H31V182H30V184H28V185H31V187H30V189L29 190H25L24 189V186L22 187V189H24V202L21 204V202H20V204H13L12 206L10 205L9 206V209L10 208H12L11 210H9L8 209V206L6 205V203H8V202H6L5 201V199H2V201H0L2 204H3V202H6L5 203V205L4 206H7V208L5 209V210H9V211H4V212H0V221H1V219L2 218H8V216L7 215H9V214H11V213H16V212H20V211H23V210H26L27 208H29L33 203H35V201H37L38 200V198L39 199H41V198H46L45 200H44V206H43V208H40V212L39 213H37V215H36V217L38 218V220H37V222L39 223V226H41V227H45L46 225H48V227L49 228H46V229H44L43 231L45 232V235H44V237H43V239L42 240H40V242H39V247H41V246H43V245H45V244H47V247H52V250L50 251V254L51 255H54L55 256V258H56V260L54 261V263H50V264H114V262L113 261H110L109 260V258L107 257V256H105V255H102L101 254V252H102V249H101V252H100V248L98 247V244L100 243L99 242V239H98V241H97V237L99 236H97V234H96V232L94 233L93 231V233L91 232L90 234H89V230H86V229H84V227L85 226H87V225H89V226H92V227H95V223H93V222H90V221H88V218L85 216V215H83V211H80V209L79 210H75V211H67L66 213L67 214H77L78 216H83V218H81L80 220L79 219H73L74 220V222L75 223H81V225H82V227H80V228H78L77 227V229H75V228H73V225L72 226H70V224L68 223L69 222V220H65V222H64V220L62 219V214H64V210H62V206H61V189L63 188V186H64V182H61V176L62 175H65V173H62V170H63V168H64V165L61 163V161L59 160V158H58V155H60L59 154V141H58V139L53 143V145L51 146V148H47V147H45V146H43V145H35V146H33ZM68 149V148H67ZM97 149V148H96ZM125 149V148H124ZM124 149H122V150H124ZM131 149V148H130ZM148 149V148H147ZM146 149V150H147ZM161 149V148H160ZM261 149V148H260ZM69 150V149H68ZM126 150V149H125ZM124 150V151H125ZM184 150V149H183ZM12 151V150H11ZM62 151V150H61ZM137 151V150H136ZM139 151V150H138ZM138 151H137V153H138ZM150 151H151V148H150ZM150 151H149V153H150ZM261 152H259V153H257L255 156H256V158H259L261 155H262V158H264V153H263V150L261 149L260 150ZM79 152V151H78ZM114 152V151H113ZM130 152V151H129ZM141 152H145V153H147L146 151H141ZM152 152V151H151ZM158 152H159V149H158ZM61 153V152H60ZM122 153V152H121ZM134 153V152H133ZM132 153V154H133ZM136 153V152H135ZM144 153V154H145ZM153 153V152H152ZM178 153H180V152H178ZM178 153H177V155H178ZM184 154V153H183ZM75 155H76V153H75ZM78 155V154H77ZM114 155V154H113ZM146 155V154H145ZM160 155V154H159ZM10 156V155H9ZM81 156V155H80ZM180 156H181V154H180ZM190 156V155H189ZM71 157V156H70ZM75 157V156H74ZM184 157V156H183ZM185 157H187V153H186V156ZM4 158V153H1L0 152V163L1 162H3V159ZM73 158V157H72ZM78 158V157H77ZM155 158V157H154ZM181 159V158H180ZM77 160V159H76ZM76 160H74V161H76ZM189 160H190V158H189ZM200 160V159H199ZM69 161H71L70 159H67V162L69 163ZM149 161V160H148ZM263 162H264V159L262 160ZM77 162V161H76ZM81 162V161H80ZM141 162H144V160L143 161H141ZM73 163V162H72ZM75 163V162H74ZM185 163H187V162H185ZM29 164V165H28ZM178 167H179V161H178ZM198 164V163H197ZM196 164V165H197ZM25 165V166H24ZM41 165V166H42ZM70 165V164H69ZM196 165H194L195 167H196ZM199 165V164H198ZM247 165V164H246ZM263 165H264V163H263ZM148 165H144V167H146V168H148L147 167ZM182 166V165H181ZM184 166V165H183ZM73 167H74V165H73ZM79 167V166H78ZM200 167V166H199ZM249 167V166H248ZM75 168V167H74ZM76 169H78V168H76ZM149 169V168H148ZM179 170H180V168H178ZM194 169V168H193ZM72 170H74L73 168H72ZM187 170V169H186ZM204 170V169H203ZM150 171V170H149ZM151 171H153V169H151ZM183 171V170H182ZM192 171V170H191ZM250 171L251 172H254L252 169H249V171L247 172V174L248 173H250ZM152 172H150V174H151ZM70 174V173H69ZM246 174V175H247ZM71 175H72V179H71V181H74L75 182V186L77 187V189L78 188H80V183H79V181H80V179L81 178H83V177H79V176H77L76 175V173L74 174V173H71ZM19 176H20V174H19ZM249 176V175H248ZM247 176V177H248ZM22 177V176H21ZM203 177L202 176H200L199 177V180H198V178L196 179V180H193V178H191L190 177V175L188 174V172H187V174L185 175L184 173H179L177 170H176V172H175V183H174V187L172 186V188L170 189V190H167L164 194H163V191H162V187H158V186H156L158 189H157V191H158V193H162L163 195H164V197H165V200H162L161 202H162V204H163V206L161 207V208H157V207H155L154 209H152L149 213H151V215H150V217H148V219H150V220H154L155 218L157 219V218H162V217H169V214H172V213H174L176 210H171L172 208H177V210H179V209H184V210H187V211H189V213L190 212H192V211H194V212H196V211H198L199 209H201V208H199L200 207V203H201V197H203V196H205V195H207V192L208 191H210V189L211 188H213V187H211V186H214L215 184L213 183V185L211 184V185H209V183H207V181H206V179L205 180H203L202 179ZM22 179V178H21ZM20 180V179H19ZM16 181H18V180H16ZM22 181H24V179L22 180ZM157 181V180H156ZM196 181L198 182V185L200 186V189H201V191L199 192V193H197V192H195V190H194V188L192 187V185H193V183H195L196 184ZM251 180L249 179V177H248V182H250ZM21 181H19V184H21L20 183ZM27 181H26V179H25V183H26ZM11 183V182H10ZM18 183V182H17ZM158 183H160V182H156V184L157 185H159ZM73 184V183H72ZM155 184V185H156ZM194 184V185H195ZM28 185H26L27 187H28ZM69 185V184H68ZM197 185V186H198ZM254 187H255V185L254 184H252ZM5 186V188H3V189H6L7 188V186H9V185H4ZM17 186V185H16ZM19 186V185H18ZM163 186V185H162ZM253 186H252V188H253ZM0 187H2L1 186V184H0ZM45 187H46V190H45ZM15 188V187H14ZM48 188H50V189H48ZM175 188V189H174ZM231 188V187H230ZM3 189H1V191L0 192H2V190ZM18 189V188H17ZM27 189V188H26ZM71 189H73V188H71ZM63 190V189H62ZM70 190V189H69ZM47 191H49V192H47ZM207 191V192H206ZM23 193V192H22ZM1 194V193H0ZM41 194H43V195H41ZM68 195H69V193H68ZM230 195V194H229ZM17 196V195H16ZM15 196V197H16ZM46 196V197H45ZM228 196V195H227ZM21 196L20 195H18V198H20ZM200 197V198H199ZM4 198V197H3ZM6 198V197H5ZM14 199L15 200V198L14 197H11V199ZM17 198V197H16ZM74 198V197H73ZM199 198V199H198ZM22 199H23V196H22ZM64 199V198H63ZM228 199V198H227ZM1 200V199H0ZM4 200V201H3ZM232 200V199H231ZM235 200V199H234ZM20 201V200H19ZM11 202V201H10ZM9 202V203H10ZM12 202H13V200H12ZM15 202V201H14ZM40 202V201H39ZM73 202V201H72ZM197 202H199V203H197ZM0 203V204H1ZM36 203H38V201L36 202ZM67 203V202H66ZM230 203V202H229ZM65 204V203H64ZM243 204H246V203H243ZM3 205L1 206V208L3 207ZM75 205V204H74ZM70 205H68L67 207L68 208H70L69 207ZM235 206V205H234ZM66 207V206H65ZM66 207V208H67ZM225 207V206H224ZM5 208V207H4ZM72 208V207H71ZM221 208V207H220ZM233 208V207H232ZM223 209V208H222ZM236 209H237V206H235L234 208H233V212L234 211H236ZM0 210H2V209H0ZM160 212V213H159ZM206 212H208V211H206ZM222 212V211H221ZM159 213V214H158ZM188 213V214H189ZM212 213V212H211ZM216 213V212H215ZM220 213V212H219ZM205 214V213H204ZM209 214V213H208ZM214 214V213H213ZM218 214V213H217ZM190 215H192V214H190ZM215 215V214H214ZM222 215V214H221ZM201 216H203V215H201ZM200 215H199V213H195V215H194V217H193V219L195 218V219H197V221L195 222V223H198V224H196V225H194V226H196V228H199V227H201V226H211V225H213V223L215 222V221H217V220H219L220 221V214L218 215V218L217 217H215L213 220H212V218L210 219H202V217H201ZM217 216V215H216ZM223 216V215H222ZM204 218H205V216H203ZM79 220V221H78ZM201 220V221H200ZM210 220V221H209ZM212 220V221H211ZM32 220H30L29 222H31ZM108 221V220H107ZM105 222H106V220H105ZM72 223V222H71ZM102 223V222H101ZM104 223V222H103ZM100 224V223H99ZM232 225H233V233L235 234V235H238V233L240 232V230H239V224H238V222L237 221H235V222H233L232 223ZM31 228V227H30ZM40 228V227H39ZM90 229V228H89ZM92 229H90V231H91ZM46 232H47V234H46ZM106 233V232H105ZM88 235V236H87ZM86 236V237H85ZM97 236V237H96ZM101 237H103V239L101 240L102 242V244L104 245V248H107L110 244H111V239H110V234L109 233H106V234H104L103 236H101ZM35 238V237H34ZM38 238V237H37ZM67 239V242L65 241ZM109 239H110V241H109ZM35 241V240H34ZM28 242H30V241H28ZM26 243V242H25ZM100 243V244H101ZM101 244V245H102ZM25 245V244H24ZM148 245V244H147ZM26 246V245H25ZM100 246V245H99ZM149 246V248H147ZM146 248H147V250H145V252L148 254V252L147 251H149V252H151V253H155L153 250H152V248L150 247L151 245H148ZM32 248V247H31ZM103 248V247H102ZM129 248V247H128ZM145 248V247H144ZM145 248V249H146ZM33 249V248H32ZM34 249H35V247H34ZM110 249V248H109ZM126 249H127V247H126ZM16 250V249H15ZM106 250V249H105ZM110 250H112V249H110ZM109 250V251H110ZM31 252L33 251V250H30ZM95 251H97L98 252V255H97V257L95 256ZM12 252V251H11ZM100 252V253H99ZM144 252V251H143ZM12 253H14V252H12ZM30 253V252H29ZM25 254L27 255V252L25 251ZM24 254V255H25ZM72 254H74L75 256H72L71 257V255ZM124 254V253H123ZM127 254V253H126ZM155 254H157V253H155ZM16 255V254H15ZM15 255H13V254H7V257L8 258H10L9 260H11L10 262L12 263H15L17 260H16V256ZM30 255H32V254H30ZM157 256H161V254H157L156 255V257ZM34 257V256H33ZM93 257H95V258H93ZM125 257V256H124ZM126 257H128V255L126 256ZM126 257H125V260H126ZM150 257L151 256H147L146 258H147V261H146V259H145V261H146V263H144V261L142 260L143 258H145V257H143V255L142 254H135L134 255V253L128 258V263H126V264H148V259H149V262H151V260H150ZM5 258V257H4ZM20 258H21V256H20ZM102 258V259H101ZM158 259H159V257H157ZM40 259V258H39ZM37 260L36 261V263L34 262V261H32V264H44V262L43 261H41V260ZM155 259V258H154ZM205 259V258H204ZM8 260V259H7ZM6 260V261H7ZM96 260V261H95ZM160 261H161V259H159ZM98 261V262H97ZM114 261H115V259H114ZM121 261V260H120ZM10 262H9V264H10ZM118 262V261H117ZM153 262V261H152ZM155 262H156V260H155ZM159 262V261H158ZM162 262V261H161ZM121 263V262H120ZM122 264V263H121ZM156 264V263H155ZM162 264V263H161Z\"/></svg>",
    "mask_w": 264,
    "mask_h": 264
},
{
    "label": "water",
    "instance_id": "3",
    "mask_svg": "<svg viewBox=\"0 0 264 264\" xmlns=\"http://www.w3.org/2000/svg\"><path fill=\"white\" fill-rule=\"evenodd\" d=\"M14 13V12H13ZM12 13V14H13ZM10 14H7V16H9ZM14 15H17V16H19V17H21V18H24L26 21H28L29 23H32V24H35L36 26H38L39 28L41 27V25L36 21V20H34L33 18H31V17H29V16H27V15H24L23 13H21V12H17V13H15ZM1 20V19H0Z\"/></svg>",
    "mask_w": 264,
    "mask_h": 264
}]
</instances>
